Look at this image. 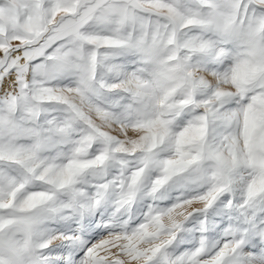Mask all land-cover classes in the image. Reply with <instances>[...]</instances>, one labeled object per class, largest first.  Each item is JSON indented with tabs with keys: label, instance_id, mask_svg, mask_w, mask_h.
Listing matches in <instances>:
<instances>
[{
	"label": "snow or ice",
	"instance_id": "6c2138e0",
	"mask_svg": "<svg viewBox=\"0 0 264 264\" xmlns=\"http://www.w3.org/2000/svg\"><path fill=\"white\" fill-rule=\"evenodd\" d=\"M0 264H264V0H0Z\"/></svg>",
	"mask_w": 264,
	"mask_h": 264
}]
</instances>
